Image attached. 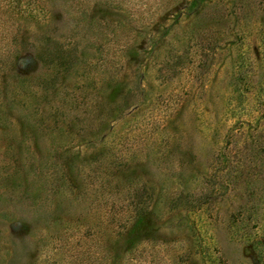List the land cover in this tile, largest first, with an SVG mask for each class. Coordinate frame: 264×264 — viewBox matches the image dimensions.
Listing matches in <instances>:
<instances>
[{
  "label": "rangeland",
  "instance_id": "1",
  "mask_svg": "<svg viewBox=\"0 0 264 264\" xmlns=\"http://www.w3.org/2000/svg\"><path fill=\"white\" fill-rule=\"evenodd\" d=\"M0 264H264V0H0Z\"/></svg>",
  "mask_w": 264,
  "mask_h": 264
}]
</instances>
